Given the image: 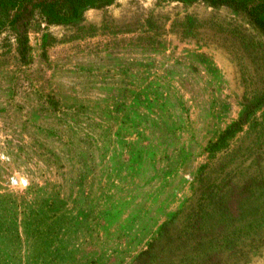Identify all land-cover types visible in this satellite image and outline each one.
I'll return each instance as SVG.
<instances>
[{"label": "rangeland", "instance_id": "obj_1", "mask_svg": "<svg viewBox=\"0 0 264 264\" xmlns=\"http://www.w3.org/2000/svg\"><path fill=\"white\" fill-rule=\"evenodd\" d=\"M264 30L204 0L0 32V264H264Z\"/></svg>", "mask_w": 264, "mask_h": 264}, {"label": "trees", "instance_id": "obj_2", "mask_svg": "<svg viewBox=\"0 0 264 264\" xmlns=\"http://www.w3.org/2000/svg\"><path fill=\"white\" fill-rule=\"evenodd\" d=\"M115 0H0V32L12 28L20 52L28 55L29 32L34 17L42 15L48 23L63 24L79 18L89 8L103 7ZM190 1V0H182ZM211 4H228L246 11L264 30V0H204ZM261 100H264L262 97Z\"/></svg>", "mask_w": 264, "mask_h": 264}]
</instances>
